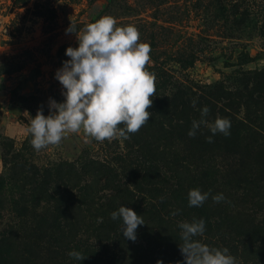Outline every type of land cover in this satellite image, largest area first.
Instances as JSON below:
<instances>
[{
    "label": "rangeland",
    "instance_id": "1",
    "mask_svg": "<svg viewBox=\"0 0 264 264\" xmlns=\"http://www.w3.org/2000/svg\"><path fill=\"white\" fill-rule=\"evenodd\" d=\"M105 15L136 26L151 46L149 122L127 140L101 143L81 131L35 151L31 119L41 109L50 114V99H65L56 72L70 59L66 49L78 47L66 30L73 24L79 32ZM204 106L209 123L217 116L231 126L243 121L236 153L218 148L220 133L205 125L189 137ZM149 165L158 174L154 184L142 179ZM262 168L264 0H0V237H12L18 255L44 220L55 219L56 228L41 236L68 257L94 251L100 263L114 256L117 264H185L181 229L160 198L199 188L209 193L201 207L242 243L260 247L252 264H264ZM220 193L225 200L213 202ZM122 205L145 222L135 241L121 232L122 219L111 218Z\"/></svg>",
    "mask_w": 264,
    "mask_h": 264
},
{
    "label": "clouds",
    "instance_id": "2",
    "mask_svg": "<svg viewBox=\"0 0 264 264\" xmlns=\"http://www.w3.org/2000/svg\"><path fill=\"white\" fill-rule=\"evenodd\" d=\"M66 31L76 34L78 47L66 49L70 59L56 72V79L65 90L62 93L65 99L62 103L50 99V114L45 116L41 109L31 119L27 129L32 137L31 146L39 152L58 146L67 134L81 131L101 143L129 139V134L137 133L152 116L148 109L156 94V75L147 69L150 44L140 41L136 26H117V20L110 15L86 24L79 32L73 24ZM196 103L193 99L192 106ZM209 111L207 106L201 109V119L192 121L189 137H195L201 125L207 126L213 135H230L231 121L217 116L214 123H209L204 119ZM207 142H213L212 136L207 137ZM208 197L209 193H202L199 188L191 189L189 207L202 206ZM160 199L163 201L164 197ZM212 200L220 203L225 197L220 193L212 196ZM111 218L122 219L121 232L132 241L136 240L138 226L145 224L142 216L123 205L111 213ZM178 227L185 264H238L227 248L209 247L195 239L205 232L202 218L182 221ZM68 255L79 261L85 259L77 251H70ZM157 264L163 262L158 260Z\"/></svg>",
    "mask_w": 264,
    "mask_h": 264
},
{
    "label": "trees",
    "instance_id": "3",
    "mask_svg": "<svg viewBox=\"0 0 264 264\" xmlns=\"http://www.w3.org/2000/svg\"><path fill=\"white\" fill-rule=\"evenodd\" d=\"M243 124V121L240 122ZM240 124H235L230 128V135L225 136L220 133L218 141V148L223 149L226 152L236 153L239 147L240 142ZM231 139V146L229 147V140ZM138 152V150H135ZM133 158L139 159L136 154H131ZM134 159V160H135ZM135 164V162H132ZM255 167L260 169L258 165V160L253 161ZM252 163V164H253ZM144 174L142 179H148L151 183L155 182V177H158V174L155 171V168L152 165L146 166L144 169ZM263 174H260V181L264 182V168H262ZM1 187V184H0ZM171 203L168 198L164 197L163 201L160 199V203L164 205L170 204V210H166L165 214L171 216L179 224L182 221L192 222L193 219L199 220L203 219L205 221V232L203 236H198V240H203L204 244L210 245V247L223 249L227 248L229 254L234 256L237 261L239 258H242L241 261L244 264H252L254 259L261 257L262 252L260 247L253 248L251 244L242 243V235L233 229L231 225L225 224V220L218 217L213 219L210 214L203 207H189L188 204V193H179V191H174L170 195ZM60 217L65 215L64 210H60ZM172 212H177L178 214L173 216ZM55 219L53 221L44 220L41 225H39L34 232V241L28 243L22 248V255H18L17 249H15L14 241L10 236H1L0 237V264H117L118 260L112 258H106L100 263L101 259L97 257V253L94 251H83L81 254L85 259L79 261L72 257H68L66 252L61 249L58 245L51 247L47 240L41 236L43 232H49L52 229L56 228ZM177 224V227H178ZM178 229H180L178 227ZM232 235V236H231ZM45 241L48 244H45ZM242 251H245L246 255H253V258H245V255H238L240 248ZM20 256V257H19ZM108 257V255L106 256ZM251 262V263H248Z\"/></svg>",
    "mask_w": 264,
    "mask_h": 264
}]
</instances>
